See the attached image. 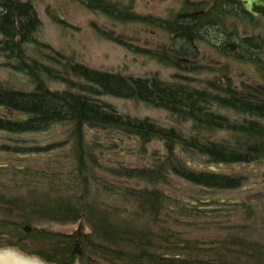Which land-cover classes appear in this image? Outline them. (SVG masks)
<instances>
[{"label": "trees", "instance_id": "16d2710c", "mask_svg": "<svg viewBox=\"0 0 264 264\" xmlns=\"http://www.w3.org/2000/svg\"><path fill=\"white\" fill-rule=\"evenodd\" d=\"M41 26L32 5L17 3L14 8L10 0H0V56L8 62L6 66L31 77L35 85L34 92L0 88V107L25 116V119L0 117V131L21 135L44 131L54 124L70 125L78 142V146L74 144L73 148L76 166L70 173L71 180L61 186L56 184L59 179L55 174L12 166L0 168V249L19 248L50 264H74L76 259L84 258L73 252L74 237L46 231L40 228V224H67L84 218L94 238L91 243L89 239H84L88 259H94L89 264H97L92 261L103 264H264V240L255 237V228L250 225L246 228L226 227L223 237L217 236L211 241L205 238L183 239L180 232L170 229L164 221L167 196L158 187L169 184L170 176L175 175L192 186L209 190H235L240 187L238 176L193 170L180 157H174V149L181 148L185 154L193 153L192 158L201 157L207 165L216 166L220 163L238 164L242 157L253 151L244 152L245 149L224 146L218 141L199 145L197 137L187 143L175 131L158 128L148 120L124 118L107 105L99 104L91 95L145 101L157 108L171 109L183 120H192L196 127L212 131L224 128L225 123L231 122H223L219 115L207 108H244L252 105L236 102L235 99H214L210 94L200 101L199 93L190 88L173 87L156 80L126 79L73 64H67L64 69L87 83L81 89L85 94L75 93L72 88L64 92L52 91L46 80L57 79V75L27 53L30 46L51 51L48 46L36 41L35 36ZM250 41L247 39L246 42ZM201 108H206L205 114L201 113ZM85 127L89 128L90 135L91 130H114L137 137L145 144L153 138L166 144L170 154L161 160H154L156 163L146 169L102 170L120 178L144 180L151 186L126 190V201L141 214L123 209L111 211L96 201L94 193L101 191L104 181L95 175L98 167V160L93 156L95 142L80 143L81 130ZM226 128L234 134L235 139L238 138L234 123ZM250 133L245 132L246 138L242 139L248 142L254 139L259 143V138H264V129L258 128ZM249 148L261 149L264 146L254 144ZM14 150L23 156L32 153L27 149ZM258 153L249 155L264 163V155L257 158ZM79 190L84 195L83 199H76ZM68 194L71 196L68 197ZM178 203L181 206L177 207V211H171L180 218L196 222L203 217L204 212L192 204H189L191 208H183L185 203ZM241 209L244 216L250 219L252 210L246 206ZM189 221L181 224L195 225ZM135 222L140 223L136 225ZM24 227H29L30 231L23 233ZM209 227L220 229L216 223ZM156 239L160 242L156 243Z\"/></svg>", "mask_w": 264, "mask_h": 264}, {"label": "rangeland", "instance_id": "374dc122", "mask_svg": "<svg viewBox=\"0 0 264 264\" xmlns=\"http://www.w3.org/2000/svg\"><path fill=\"white\" fill-rule=\"evenodd\" d=\"M36 12L41 22L38 34L35 36L36 41L42 45L48 46L50 50L43 47L30 46L27 53L30 57L36 59L38 64L48 67L53 71L57 79L46 80L48 88L52 91L64 92L72 90L78 94H85L81 92L82 86H87V83L77 77H73L68 73L59 59L62 57L73 58L75 61L85 65L99 72L116 73L123 76L143 77L147 79L160 78L161 80L177 81V86L187 87L192 90L203 89L208 84L202 85L198 83L184 82L181 79L175 80L173 78V71L168 69L161 63L154 55H147L137 52L139 47L143 46L145 38L152 39L150 36L140 35L136 32L135 25L117 23L113 20H107L99 15L91 13L89 10L81 7H72L63 0H35ZM182 3V0H168V2L161 3L160 13L165 16L169 10H176ZM63 10V15L66 16V23L63 24L58 20V9ZM224 21L225 26H230ZM260 30L254 32L253 29L241 26L239 34L241 37H253L252 43L256 45H264V19L259 23ZM261 37V38H258ZM121 39L122 42H119ZM146 39V40H148ZM1 40V36H0ZM126 43L136 49L131 52L123 44ZM51 58L52 60H49ZM264 65V55L261 57ZM8 62L0 56V88L7 90H17L22 92H34L35 85L31 77L16 71L15 68L6 66ZM16 64V63H14ZM241 67V72L238 75V81H247L252 84H260L264 86V79L256 76L252 68L246 64ZM257 82V83H256ZM79 90V91H78ZM195 91V90H194ZM87 95V94H86ZM89 96V95H88ZM99 104L107 105L117 114L124 118L131 120H148L161 128H171L178 135L186 139L189 143L191 138L197 137L199 145H204L208 142L218 141L224 146H231L235 137L231 131H227L228 126L233 124H224V128L207 129L204 127H196L192 121H184L178 115L171 117L166 111L146 105L140 101L127 100L123 98H115L106 95L92 96ZM225 108V107H223ZM213 111L217 115L223 113L219 107H214ZM226 118L234 117L232 112L223 113ZM224 122V121H223ZM72 126L67 124H54L44 131L32 132L27 134H11L0 131V166H12L16 168H25L30 170H38L43 173L55 174L59 181L58 186L64 185L71 180V171L76 166L74 160L75 153L73 151L74 144L78 146L77 137L73 135ZM81 141L93 143V156L98 160V167L95 169V175L104 183H102L101 191L95 192L94 197L96 201L113 210L131 211L136 214H141L140 211H135V206L130 205L126 201V190L143 188H151L144 180L127 179L114 176L109 172H103L105 169H146L154 165V160H161L169 152L166 149V144L160 140L153 138L148 144L143 143L137 137L123 135L114 130H98L94 131L85 127L81 130ZM21 149L31 151L28 155H20L14 149ZM36 149L37 151H35ZM187 153V152H186ZM170 154V153H169ZM193 153L185 154L181 148L174 149V157H180L184 160L186 166L193 170H197L192 164L204 163V158H192ZM192 163V164H191ZM223 164V163H220ZM219 164V165H220ZM218 165V166H219ZM230 164H223L222 167L227 168ZM232 171L229 175L243 176V172H237L233 169L235 166L230 165ZM262 173H264V165H261ZM0 167V168H2ZM238 167V166H237ZM103 170V171H102ZM253 173L252 170H250ZM220 174L223 171L219 172ZM236 173V174H235ZM245 185H250L253 188L240 190H209L202 187L192 186L185 180L175 175H171L169 184L158 187L166 194L164 204V221L168 224L170 229L177 230L187 240H205L211 241L217 236L226 234L224 228L241 226L246 228L252 226L255 228V237L264 240V177H252L246 175ZM254 178L260 185H251ZM95 186V185H93ZM63 195H66L64 193ZM71 194H68L70 197ZM84 195L79 190L76 199H83ZM238 199H246V203L242 206L236 205L234 202ZM211 200V202H206ZM228 200L232 203L223 204L221 201ZM184 202L183 208H191L189 206L191 201H197L195 208L203 211V217L196 220V222L183 219L172 212L177 207L181 206L178 202ZM201 201V202H200ZM246 206L251 209L253 214H250V219L245 217L241 207ZM130 208H132L130 210ZM128 214V213H127ZM177 217H176V216ZM165 216V217H164ZM167 217V218H166ZM176 219V222L174 220ZM81 221H84L83 232L80 236V245L77 249L84 258L76 259L74 264H89L91 260L88 259L89 253L85 252L86 245L84 239H89L93 242L91 229L85 222L84 218L75 222L63 224L56 222H43L40 228L65 236H73V252L76 251V244L79 240V227ZM192 222L194 226L182 225L181 222ZM142 222V221H140ZM140 222H135L138 225ZM180 222V223H179ZM179 223V224H178ZM212 223L219 226V230L215 227H209ZM208 227H207V226ZM216 231V232H215ZM159 243V239L155 240ZM0 250H15L23 251L19 248H3ZM81 255V256H82ZM31 258H39L30 255ZM79 258V257H78ZM44 263H48L43 260ZM97 264L102 262L92 261Z\"/></svg>", "mask_w": 264, "mask_h": 264}, {"label": "flooded vegetation", "instance_id": "af4514ba", "mask_svg": "<svg viewBox=\"0 0 264 264\" xmlns=\"http://www.w3.org/2000/svg\"><path fill=\"white\" fill-rule=\"evenodd\" d=\"M65 1L69 6L83 7L107 20L111 19L117 23L135 25V30L138 34L150 36L152 39L145 38L142 47L137 46V52L154 55L155 58L163 63L162 65L173 71V78L175 80L181 79L184 82L198 83L202 87L204 84L210 85L209 87H203V89H194L199 93V96H197L200 101L207 99L208 94H210L214 99L225 101L235 99L236 102L243 101L252 105V107L244 108L219 107V110H223V113L232 112V115H234V117L226 118L220 112L219 117L222 121L232 120L235 129H237L239 139L236 138L234 140L231 144L232 147L245 149L244 152L253 151L251 153L255 154L259 152L256 156L257 158L264 155V148H249L254 144H259V146L263 147L264 138H259V143L254 139H251L250 142L242 139L246 138L245 132L247 131L253 133L258 128L264 129V86L257 82L254 85L247 81H238L241 67L237 65L240 64L242 66L246 64L250 66L256 76L264 79V65L262 64L263 61H261L262 54L264 55V45H256L251 42L253 38H257L256 36L241 37L239 34L241 26L251 27L254 32L260 30L259 23L261 19H264V0H257V2L253 3L252 11L257 13V16L247 11L245 4L240 0H182L177 10L176 8L173 11L168 9L165 16L161 15L159 5L168 2V0ZM10 3L14 8H16L17 3L29 4L36 11L35 0H10ZM188 15H192L193 17L190 16L191 19H189ZM182 16L186 17L184 21L180 20ZM58 20L63 24L66 23V16L63 15L61 8L58 9ZM224 21L227 24L230 22V26H225ZM177 36L189 37L192 39V42L188 43L186 40H180V42L174 43V39ZM247 39L251 40L250 43L246 42ZM119 42H122L121 39ZM124 46L131 49L129 50L131 52L136 49V47L128 44ZM58 61L62 64V68H65L67 64H73V66L82 65L88 70H93L75 61L73 58L62 57ZM110 74L126 79L156 80L173 87L177 86V81L172 82L161 80L160 78L126 77L116 73ZM140 102L149 105L145 101ZM213 108L207 109L215 113ZM160 109L166 111L171 117L176 116L171 109ZM205 109L201 108V113L205 114ZM0 111H2L4 116H8L7 109L3 108L1 110L0 108ZM152 124L161 128L154 123ZM161 129L171 130V128ZM251 153H247L246 157H242L241 162L234 164L238 168L234 166L233 169L235 168L238 170L237 172L245 174L244 177H238L240 187L235 190H250L253 188L250 185H245L247 177H249L246 175L264 177L262 170L258 169L264 164L263 161L255 159V156L251 158L249 155ZM222 171L223 176H231L229 174L232 171V167L230 165L227 168L222 167ZM260 184L254 178L251 185L257 186ZM227 203L232 202L226 200L223 204ZM234 203L242 206L246 203V199H238Z\"/></svg>", "mask_w": 264, "mask_h": 264}, {"label": "water", "instance_id": "95a60500", "mask_svg": "<svg viewBox=\"0 0 264 264\" xmlns=\"http://www.w3.org/2000/svg\"><path fill=\"white\" fill-rule=\"evenodd\" d=\"M240 1L245 4L247 11L252 12L255 16H257V13H254L252 11L253 3L257 2V0H240ZM190 16H192V15H190ZM190 16L188 15L187 17L189 19H191ZM185 19H186L185 16L180 17V20H182V21H184ZM180 40H186L188 43L192 42V39L189 37L177 36L174 39V43H178V42H180ZM8 114L12 118L25 119V116L18 115L16 113H14L13 111H9ZM0 116L2 117V115H0ZM195 166L199 169H204V170H209V171H214V172H220L222 170V165H220L218 167L215 165L203 166V165L195 164ZM206 202H210V200H207ZM222 202H225V201H222ZM193 204H195V202H193ZM83 225H84V221H81L79 231H78L79 232V238L81 236V233L83 232ZM29 231H30L29 227L23 228V233H27ZM80 243L81 242L79 240L76 244L75 255H77V256L81 255V253L77 251ZM0 264H50V263H44L43 259H41V258H31L30 254H27V252H25V251L0 250Z\"/></svg>", "mask_w": 264, "mask_h": 264}]
</instances>
